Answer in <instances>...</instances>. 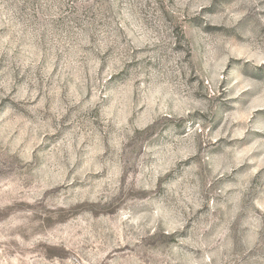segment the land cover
Segmentation results:
<instances>
[{"label": "rangeland", "instance_id": "rangeland-1", "mask_svg": "<svg viewBox=\"0 0 264 264\" xmlns=\"http://www.w3.org/2000/svg\"><path fill=\"white\" fill-rule=\"evenodd\" d=\"M0 264H264V0H0Z\"/></svg>", "mask_w": 264, "mask_h": 264}]
</instances>
